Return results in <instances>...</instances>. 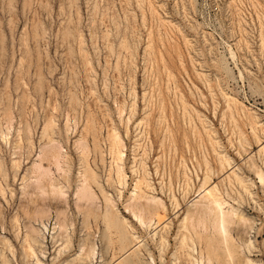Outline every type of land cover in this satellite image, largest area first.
Returning <instances> with one entry per match:
<instances>
[{"label": "rangeland", "instance_id": "rangeland-1", "mask_svg": "<svg viewBox=\"0 0 264 264\" xmlns=\"http://www.w3.org/2000/svg\"><path fill=\"white\" fill-rule=\"evenodd\" d=\"M114 131L121 162L110 149ZM50 141L57 161L38 156ZM259 143L264 0H0V264H79L83 246L85 264H116L128 242L107 229L93 181L97 198L78 201L85 167L129 220L144 264H190V254L197 264H264ZM223 153L247 190L221 179ZM205 174L238 213L225 227L234 260L211 218L183 220ZM137 179L139 192L163 200L167 221L141 225L125 208Z\"/></svg>", "mask_w": 264, "mask_h": 264}, {"label": "bare ground", "instance_id": "bare-ground-1", "mask_svg": "<svg viewBox=\"0 0 264 264\" xmlns=\"http://www.w3.org/2000/svg\"><path fill=\"white\" fill-rule=\"evenodd\" d=\"M162 21V20H161ZM115 23V21H114ZM68 34V33H66ZM84 53V52H83ZM36 80V79H35ZM177 90V89H176ZM38 94V93H37ZM73 96V95H72ZM234 103L236 102V99L233 98V97H229ZM228 98V99H229ZM75 102V101H74ZM162 104V103H161ZM72 105V104H71ZM236 105V104H235ZM241 106V105H240ZM243 108V106H241ZM236 108V107H235ZM184 109V108H183ZM226 109V108H225ZM246 109V108H245ZM248 110V109H247ZM94 113V112H93ZM247 113V111H246ZM250 113V112H249ZM248 113L249 116H251L250 114ZM252 114V113H251ZM247 115V116H248ZM231 116V115H230ZM239 117V116H238ZM250 117H248L249 119ZM253 119V118H252ZM256 119V118H255ZM250 121V120H248ZM257 121H258V118H257ZM259 122V121H258ZM254 119L252 120V124H251V121L249 124H251V128H250V131L252 132V134L254 135V137H256L257 141L260 140L259 139V135L256 134V128H257V123ZM172 123V122H171ZM240 123V122H239ZM51 124V122H50ZM189 124V123H188ZM201 124V123H200ZM260 124V123H259ZM262 124V123H261ZM260 124V125H261ZM52 125V124H51ZM206 125V124H205ZM50 126V125H49ZM240 126V125H239ZM250 126V125H249ZM259 126V125H258ZM263 126V124H262ZM261 128V126H260ZM93 129V128H92ZM252 129V130H251ZM261 130V129H260ZM197 131V130H196ZM170 133V132H169ZM197 133V132H196ZM242 133V132H241ZM43 135V134H42ZM207 135V134H206ZM110 136V140H109V143L112 144V148L110 147V149H114V153L116 154V158L118 159V161L121 162V158H122V154H123V147H124V144L122 142V140L120 139V136L114 131L112 133L109 134ZM209 137V136H208ZM19 138V137H18ZM109 138V137H108ZM41 141V140H40ZM111 141V142H110ZM27 143V142H26ZM50 144L49 145H45L41 148V154L38 155L39 158L42 160H44V158H53V159H57V155L59 154V148H58V151L57 149L55 148L56 146H53V145H56V144H53L51 143V141L49 142ZM82 143V142H81ZM247 143V142H246ZM53 144V145H51ZM245 144V143H244ZM162 145V144H161ZM80 146V145H79ZM240 146V145H238ZM259 148L257 149V154L259 156H261V158H263L264 160V143H259ZM82 147V146H81ZM99 147V146H98ZM213 149V148H212ZM169 151V150H168ZM112 153V151H110ZM83 153V152H82ZM217 154V153H216ZM253 154V153H252ZM168 155V154H167ZM219 155V154H218ZM59 156V155H58ZM57 157V158H56ZM48 158V159H49ZM50 158V159H51ZM181 158V157H180ZM249 158V157H248ZM251 160H252V156H250ZM249 158V159H250ZM39 159V160H40ZM248 159V160H249ZM204 160V159H203ZM57 161V160H56ZM54 161V162H56ZM100 161V160H99ZM253 161V160H252ZM115 162V161H114ZM205 162V160H204ZM57 163V162H56ZM219 165L221 167V169H225V167H227V170L222 174L224 175L223 178L221 179H224V178H227L226 180L228 179H233L235 180L236 182H238L239 184L238 185H241L245 188V186H247L246 188H248V184L245 185V183H247L245 181V177H243V175H241V168L240 166L233 164L232 163V160L229 156H227L226 154H221L219 155ZM54 164V163H53ZM58 164V163H57ZM205 164V163H204ZM37 165H40V164H37ZM253 165V164H252ZM251 165V166H252ZM146 166V165H145ZM40 167V166H39ZM38 167V168H39ZM36 169V168H35ZM43 169L46 170L45 172H43ZM41 170V174L43 173V175L48 172L47 168H43ZM144 169V168H143ZM208 169V168H207ZM220 169V168H219ZM256 169V168H255ZM40 170V169H39ZM137 170V169H136ZM116 171H117V174H119V176H117L119 178V183L120 185H125V175L123 173V170H122V167L120 165H117V168H116ZM256 174L255 175L256 177L259 178L260 182H262L263 180V174L260 172V169H256L255 170ZM219 173V172H218ZM48 174V173H47ZM220 174V173H219ZM206 175V174H205ZM47 176V175H46ZM45 177V176H44ZM186 177V176H185ZM40 178V177H39ZM48 178V177H47ZM108 178V177H107ZM187 178V177H186ZM204 180L202 181L201 185L199 186V190H198V193H196V196L197 198H195L193 201H191L190 203V206L189 208L187 209V212L185 214V217H184V221L188 218H191L193 216H196V218L198 219V222L199 220L202 221V220H205L206 217H209V219L211 218L212 219V223L214 225L215 228H217L218 232H220L219 235H222V239H224V242H226V247L228 246V244L230 245V242L228 243L227 242V237H226V223L228 224L230 221H233L231 220V217L233 216H236L237 211L236 209L232 206V205H228L227 206V202L222 199V197L219 195V189H217V185L216 183L214 184H210L208 183L209 182V177L206 175L203 177ZM143 180V178H141ZM142 180L140 179H137L135 184H134V191H132V196H131V200L128 201L126 204H125V208L131 213V215L134 217V219H136L141 225L142 224H148V226H150L152 224V222L154 220H156V224H160L162 223L166 218H165V211H166V207H165V204L163 202V200L157 196H153V195H148V194H144L142 192H139V189L141 188V183H142ZM169 180V179H168ZM90 181L93 183H95L98 188H100V191L101 193L103 194V199H104V211L102 212L103 213V219L106 223V226H108L107 229H111L110 227L114 228L115 229V232L117 234V238L120 242H125L127 241L128 243L126 244V247H122V251H121V255H119V257L113 261V262H116L119 263V264H144V262H142L141 258L138 257V249H139V246L142 245V242L140 239H138V236L135 235V233L133 232V228H132V225L130 224L129 220L121 215V213H119L117 207H116V204L115 202L111 199V196L110 194L108 195V193L104 192L103 189L101 188L100 184L98 183L97 181V176L96 174L88 167H85L84 171H83V174H82V181L79 185V187L77 188V191H76V197L77 198H80L78 199L81 200V199H85L86 200H95L97 198V196L95 195V193L93 192V190L91 189V186H90ZM147 180H143V182L145 183V186L146 188H150V189H153L150 184L148 182H146ZM219 181V180H218ZM229 181V180H228ZM109 182V181H108ZM230 182V181H229ZM252 182V181H251ZM51 183V182H50ZM37 184V183H36ZM187 184V183H186ZM230 184V183H229ZM251 184V183H250ZM41 185V184H40ZM228 185V184H227ZM41 187V186H39ZM38 187V188H39ZM51 187V186H50ZM55 186H52V189L54 188ZM242 187V188H243ZM56 188V187H55ZM97 188V189H98ZM132 188V189H133ZM145 188V189H146ZM245 188V189H246ZM36 189V188H35ZM58 188H56V191H57ZM60 189V188H59ZM244 189V190H245ZM54 190V189H53ZM247 190V189H246ZM3 191V190H2ZM0 192V193H3V192ZM55 191V190H54ZM225 191V190H224ZM60 192V191H59ZM53 194V193H52ZM60 194V193H59ZM225 194L226 191H225ZM50 195V194H49ZM61 195V194H60ZM120 195V194H119ZM239 195V194H238ZM172 196V195H171ZM227 196V195H226ZM53 197V196H52ZM56 197V196H55ZM172 199H174L175 203L177 204V201L174 197H172ZM84 201V200H83ZM87 202V201H86ZM85 202V203H86ZM93 202V201H92ZM90 203V202H88ZM96 203V202H95ZM91 205V204H90ZM162 210L161 212L159 210ZM91 210V209H90ZM90 212V211H89ZM28 213V212H27ZM41 213V212H40ZM39 213V214H40ZM89 214V213H88ZM147 214V217H145V215ZM39 216V215H38ZM238 216V215H237ZM165 218V219H164ZM234 218V217H233ZM240 219L242 221V223H250V219L248 217H245L243 214H240L239 212V217H237V219ZM207 219V218H206ZM210 219V220H211ZM182 220V222H183ZM230 220V221H229ZM167 221V219H166ZM229 221V222H228ZM16 222V221H15ZM170 223V221H168ZM239 222V221H238ZM154 223V222H153ZM240 222V224H242ZM203 225L205 223H202ZM42 225V224H41ZM184 225V223H183ZM193 225V224H192ZM246 225V224H245ZM18 226V225H17ZM163 226H167L166 224L163 225ZM162 226V228H163ZM169 226V224H168ZM197 226V225H196ZM240 226V225H239ZM249 226V225H247ZM250 226H251V223H250ZM63 227V226H62ZM156 227V225H155ZM202 227V226H201ZM212 227V226H211ZM183 228V227H182ZM192 228V227H191ZM33 230H35L34 228H32ZM38 230V229H37ZM104 230V229H103ZM164 230V229H163ZM185 231V230H184ZM157 232V230H156ZM156 232H153V233H156ZM192 232V231H191ZM29 233V232H28ZM26 233V234H28ZM160 233V232H159ZM16 235V234H15ZM162 235V234H161ZM33 236V235H32ZM114 236V235H113ZM154 237V236H153ZM162 237V236H161ZM164 237V236H163ZM184 237V236H183ZM181 237V238H183ZM190 237V236H189ZM26 239V238H24ZM164 239V238H163ZM185 239V238H184ZM205 239V238H204ZM6 240V239H5ZM29 240H30V237H29ZM32 242L30 243H34V246L35 245H38L39 244V247L41 245V243L39 242V240L36 239V237H32L31 238ZM117 240V242H118ZM160 240V239H159ZM165 240V239H164ZM181 242L183 241L182 239H180ZM213 240V239H212ZM249 240V239H248ZM161 241V240H160ZM185 241V240H184ZM199 241V240H198ZM221 241V240H220ZM247 241V240H246ZM119 242V243H120ZM7 243V242H6ZM37 243V244H36ZM90 243V242H89ZM183 243V242H182ZM181 243V244H182ZM186 243V242H185ZM217 243V242H216ZM2 244V243H1ZM215 244V243H214ZM223 244V243H222ZM33 245V244H32ZM111 245V244H110ZM122 245V244H121ZM163 245V244H162ZM184 245V243H183ZM225 245V244H224ZM252 245V241L249 240L247 243H246V246H251ZM26 246V245H25ZM28 248H29V251L31 250L32 251V254H34V256L36 257L35 255V252L33 250V247L30 245V244H27ZM37 247V246H36ZM144 247V246H143ZM182 247V246H181ZM225 247V246H224ZM225 247V248H226ZM229 247V246H228ZM239 247V246H238ZM8 248V247H7ZM23 248V247H22ZM90 248V247H89ZM188 248V247H187ZM230 248V247H229ZM226 250L227 251V257H231V253L230 251H232L230 248ZM240 248V247H239ZM92 252H90L91 254H94L95 253V245H92L91 248ZM191 249L192 251L194 250V247L192 248H189ZM241 249V248H240ZM251 249V248H250ZM9 250V249H8ZM84 250V246L81 247V252L76 254L73 258L74 259H78V262L79 264H85L84 263V260H86V257H83L81 256V254H85L82 253ZM41 251V249H40ZM57 251V250H56ZM190 251V250H189ZM218 251V250H217ZM238 251V250H237ZM182 252V251H181ZM219 252V251H218ZM221 252V251H220ZM112 253V252H111ZM188 253V252H187ZM213 253V252H212ZM224 253V252H223ZM185 254V253H184ZM1 256V255H0ZM93 256V255H92ZM117 256V255H116ZM209 256V255H208ZM217 256V255H216ZM248 256V255H247ZM113 257V256H112ZM190 257L193 259L192 263L190 262V264H197L198 263V259L196 257H193L191 254H190ZM229 257V258H230ZM208 258V257H207ZM55 259V258H54ZM152 259V258H151ZM189 259V258H188ZM224 259V258H223ZM232 259V257H231ZM5 260V259H4ZM7 260V259H6ZM112 260V259H111ZM110 260V261H111ZM202 260V256H201V253H200V259L199 261ZM229 260V259H227ZM234 260V259H232ZM243 260V259H242ZM36 261L38 262V258L36 257ZM151 261V260H150ZM191 261V260H190ZM208 261L209 259L207 260V264H208ZM245 261V264H256L255 261H253L252 259L250 258H245L244 259ZM36 262V263H37ZM73 262V261H72ZM194 262V263H193ZM210 262V261H209ZM229 262H232L231 260ZM236 262V261H235ZM226 263V262H225ZM2 264H8L6 261H3ZM233 264H236V263H233Z\"/></svg>", "mask_w": 264, "mask_h": 264}]
</instances>
